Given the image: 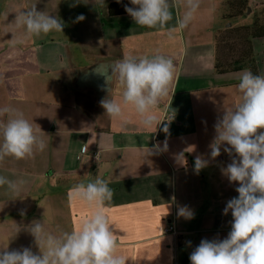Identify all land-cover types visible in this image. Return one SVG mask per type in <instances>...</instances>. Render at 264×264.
I'll list each match as a JSON object with an SVG mask.
<instances>
[{"label": "crops", "instance_id": "0c3cea01", "mask_svg": "<svg viewBox=\"0 0 264 264\" xmlns=\"http://www.w3.org/2000/svg\"><path fill=\"white\" fill-rule=\"evenodd\" d=\"M111 2L117 0H0V108L18 109L40 127L44 133L37 134L47 145L30 158L0 161V176L25 181L16 194L0 186V250L30 247L38 253L34 237L23 230L33 220L43 219L55 235L74 230L94 208L70 199L69 190L99 176L114 192L106 214L126 264H191L189 256L202 239L227 237L232 215L223 209L238 196V183L221 172L233 158L223 151L227 145L215 160L209 148L217 119L240 102L236 86L246 69L214 70L215 38L228 26L229 9L226 0H202L189 27L169 38L166 29L139 26L128 14L109 16ZM33 5L63 23L71 19V25L28 36L14 21L16 12ZM250 5L253 11L264 8V0ZM172 11L170 26L184 10ZM80 15L83 21H77ZM241 19L246 22L233 25H249L252 13ZM252 47L258 74L264 73V37L253 39ZM155 54L175 65L169 94L154 109L162 120L157 128L143 127L131 106L124 107L127 123L104 114L100 101L108 96L102 90L107 85L93 71L96 65ZM109 87V99L122 102L115 77ZM5 120L0 116V123ZM162 125L167 136L157 139ZM165 142L166 151L148 155V148L162 149ZM196 156L209 160L199 174ZM182 206L194 212L193 219L177 215ZM170 225L176 234L164 233Z\"/></svg>", "mask_w": 264, "mask_h": 264}, {"label": "clouds", "instance_id": "9594fccd", "mask_svg": "<svg viewBox=\"0 0 264 264\" xmlns=\"http://www.w3.org/2000/svg\"><path fill=\"white\" fill-rule=\"evenodd\" d=\"M121 0H117L120 3ZM202 0H130L132 7L125 5V12L139 26L150 29H166L169 38L189 27L195 19ZM104 3V0H100ZM182 7L183 13L174 25L173 7ZM77 21H83V15ZM28 36L39 37L50 32H63L60 18L37 10L36 5L16 12L14 21ZM22 43L23 41H15ZM93 71L104 77L108 96L100 101L101 107L112 119L127 123L124 107L131 106L139 116V123L145 128L162 122L154 112L159 101L168 96L175 74L173 60L163 54L152 56L125 55L109 64H98ZM115 77L122 88V102L109 99V87ZM237 89L240 102L231 110H225L214 128L216 135L209 145L210 158L221 155V147L231 159L221 168L222 175L230 183H238L237 197L227 201L223 214L231 212V230L224 239H202L189 256L191 264H264V73L256 74L244 69ZM0 116L6 120L0 123V161L7 157L16 160L32 157L47 147L39 136L41 131L14 106L0 108ZM174 119V113L169 118ZM164 132H168L167 126ZM44 133V132H43ZM167 143L148 148V155L166 151ZM235 153V156H233ZM209 160L196 156L194 172L206 168ZM24 180L13 181L0 176V186L7 185V191L16 194ZM114 192L109 182L99 176L87 183L75 184L69 190L70 199L78 200L94 208L72 231H61L55 235L48 231L44 221L33 220L23 226L34 237L39 249L34 253L30 247L0 250V264H126L127 259L119 254L117 235L106 214V205L113 199ZM21 215H24L22 212ZM177 215L186 220L194 218V212L187 206L178 209ZM21 231L18 229L17 233ZM189 245L191 242H188Z\"/></svg>", "mask_w": 264, "mask_h": 264}, {"label": "trees", "instance_id": "16d2710c", "mask_svg": "<svg viewBox=\"0 0 264 264\" xmlns=\"http://www.w3.org/2000/svg\"><path fill=\"white\" fill-rule=\"evenodd\" d=\"M226 4L229 9V13L227 14L228 19L243 16L249 10L252 13V23L236 28H226L217 35L215 38L214 70L216 73L221 74L246 68L258 74L252 40L264 37V11H253L249 0H226ZM125 5L132 7L130 0H123L120 3H109L107 7L108 15L117 16L127 14L125 12ZM224 34H229L230 38H235L240 42L241 48L237 50L236 58L228 59V55L232 52L234 44L223 42L221 36ZM164 127V125L160 127L157 139L166 138L167 133L164 132Z\"/></svg>", "mask_w": 264, "mask_h": 264}, {"label": "rangeland", "instance_id": "374dc122", "mask_svg": "<svg viewBox=\"0 0 264 264\" xmlns=\"http://www.w3.org/2000/svg\"><path fill=\"white\" fill-rule=\"evenodd\" d=\"M256 11L257 12L264 11V8L259 7V8L256 9ZM246 14H247V12L244 13L243 16H245ZM239 17H242V15L239 16ZM237 18L238 17H234V18L228 20L227 23H226V25H228L227 28H236V27H238V26H234L235 23H237V22H242V23L246 22L244 19H241V20L237 21ZM64 20L65 19H63V21ZM70 22H71V19L65 20L64 25L65 26H70L71 25ZM233 23H234V25H233ZM247 23H249V25H250L251 20L247 21ZM221 38H223V42H230V43L234 44L232 52L229 53V55H228V59H232L234 57L236 58L237 57V50L238 49L240 50V48H241L240 42L238 40H236L235 38H230L229 34H224L223 36H221ZM47 79L50 80L51 77H47ZM58 226L60 227L61 223H59ZM64 231H66V230L64 229Z\"/></svg>", "mask_w": 264, "mask_h": 264}, {"label": "built area", "instance_id": "2783aa9c", "mask_svg": "<svg viewBox=\"0 0 264 264\" xmlns=\"http://www.w3.org/2000/svg\"><path fill=\"white\" fill-rule=\"evenodd\" d=\"M251 0H249L250 3ZM92 160L97 161L99 159V154L98 152H94L91 156ZM164 233H169V234H176V231L173 226H168L167 228L164 229Z\"/></svg>", "mask_w": 264, "mask_h": 264}, {"label": "water", "instance_id": "95a60500", "mask_svg": "<svg viewBox=\"0 0 264 264\" xmlns=\"http://www.w3.org/2000/svg\"><path fill=\"white\" fill-rule=\"evenodd\" d=\"M248 12H249V10H248Z\"/></svg>", "mask_w": 264, "mask_h": 264}]
</instances>
